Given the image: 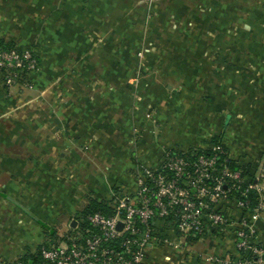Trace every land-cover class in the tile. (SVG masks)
Returning <instances> with one entry per match:
<instances>
[{"label":"crops","instance_id":"1","mask_svg":"<svg viewBox=\"0 0 264 264\" xmlns=\"http://www.w3.org/2000/svg\"><path fill=\"white\" fill-rule=\"evenodd\" d=\"M231 1L0 0V47L32 48L40 66L32 90L8 89L0 73V259L35 250L90 201L134 192L137 168L168 149H209L217 138L263 172L264 191V0L238 3L240 34L219 44L213 33L199 47L197 24L216 18L196 7L220 6L232 23ZM228 204L225 231L185 241L169 231L146 264L238 256L240 210ZM253 225L264 242V214Z\"/></svg>","mask_w":264,"mask_h":264},{"label":"built area","instance_id":"2","mask_svg":"<svg viewBox=\"0 0 264 264\" xmlns=\"http://www.w3.org/2000/svg\"><path fill=\"white\" fill-rule=\"evenodd\" d=\"M39 69L34 49L0 47L8 89H34ZM245 168L222 141L209 149H168L156 166L137 168L134 192L117 190L100 201L104 210L83 209L64 225L47 228L35 250L0 264H146L150 247L167 242L169 231L184 241L211 229L225 231L233 223L230 200L240 210L232 230L238 256L220 261L264 264V242L253 225L264 214L263 172L251 177Z\"/></svg>","mask_w":264,"mask_h":264},{"label":"rangeland","instance_id":"3","mask_svg":"<svg viewBox=\"0 0 264 264\" xmlns=\"http://www.w3.org/2000/svg\"><path fill=\"white\" fill-rule=\"evenodd\" d=\"M218 3H220L222 0H217ZM241 0H232L231 2L233 3L232 9H230L232 11L231 16L233 18V22L232 23H226L224 22L225 19L222 18V16L224 15V10L225 9H220L218 7H212L210 8H206L204 7H196L195 10V14L196 15H204V12L206 13V17H210L213 16L214 18H216V20L211 21V18H205L202 19V22L197 24L198 29L197 31L199 32V34L201 35V38L199 40V47L201 48H206L207 46H209V35L210 34H217V41L219 44L221 42V40L223 41V39L221 38L222 33L227 32L228 30L233 31V33L235 34H240L241 31V8L240 5L238 3H240ZM204 3V2H203ZM210 12V13H207ZM223 20V21H222ZM234 42L236 45V38H238L237 35H234ZM240 38V37H239ZM221 39V40H219ZM225 42V41H223ZM33 102L30 101L27 104H25V106L27 107L28 110H33V106H32ZM218 141V140H217ZM96 201V200H94ZM54 230V229H53Z\"/></svg>","mask_w":264,"mask_h":264},{"label":"trees","instance_id":"4","mask_svg":"<svg viewBox=\"0 0 264 264\" xmlns=\"http://www.w3.org/2000/svg\"><path fill=\"white\" fill-rule=\"evenodd\" d=\"M213 141H217V138L213 139ZM245 171L246 173H248L251 177L254 176L253 175V172L250 171V169L248 168H245ZM249 199H250V202L251 203H255L257 201V198L256 197H253L252 195L249 196ZM103 209L104 210V207L102 206V204H100L99 201H90V203L87 205V207L84 209L85 211L84 212H90V211H93L95 209ZM236 256H232V258H235Z\"/></svg>","mask_w":264,"mask_h":264},{"label":"water","instance_id":"5","mask_svg":"<svg viewBox=\"0 0 264 264\" xmlns=\"http://www.w3.org/2000/svg\"><path fill=\"white\" fill-rule=\"evenodd\" d=\"M76 224V221L74 220L73 222H72V225L74 226Z\"/></svg>","mask_w":264,"mask_h":264}]
</instances>
